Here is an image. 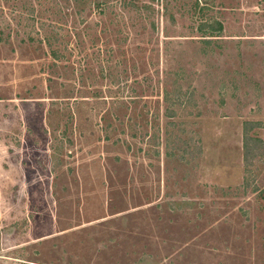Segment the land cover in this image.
I'll use <instances>...</instances> for the list:
<instances>
[{
    "label": "rangeland",
    "instance_id": "374dc122",
    "mask_svg": "<svg viewBox=\"0 0 264 264\" xmlns=\"http://www.w3.org/2000/svg\"><path fill=\"white\" fill-rule=\"evenodd\" d=\"M100 1L0 0V264H264V0Z\"/></svg>",
    "mask_w": 264,
    "mask_h": 264
},
{
    "label": "trees",
    "instance_id": "16d2710c",
    "mask_svg": "<svg viewBox=\"0 0 264 264\" xmlns=\"http://www.w3.org/2000/svg\"><path fill=\"white\" fill-rule=\"evenodd\" d=\"M153 1H157L159 5L158 10H160V13L162 15H169L172 18H173V14L170 11H173L171 10L173 9V6L179 3L184 4V6H187V10L189 11V13H191V17L194 18V20L196 21L197 28L200 31L218 32V31H221L223 28V23L219 18L210 16L208 15V12H206V10H208L213 4V0H189V1H186V0H150L149 2H147L146 0H143L140 3H138V0H103V1H100L101 3L98 6V11L104 14L106 12L105 11L106 8H112L114 7L116 3H119V5H121L125 9L126 8L134 9L135 11H139L141 15L145 14L146 15L145 17H148L149 11L154 9V7L152 6ZM62 3H59L61 5H58L57 8H54V9L48 4L47 6H45L44 11L48 13L56 14L57 17H61L60 15L61 12H64L66 15H70V12L68 11L70 7L67 6L68 7L67 8L64 5H62ZM85 5L86 4L85 2H83V0H75V3L73 4L72 7L75 8L76 13H80L84 9ZM63 7H65L66 10H63ZM131 9H128V10H131ZM31 11L32 12L28 16L33 17V14H32L33 8H31ZM61 24L62 23H59L58 25L61 26ZM39 27L42 28V30H44L45 33H47L45 35L44 40H48L49 43L51 39H55L57 28H59V26H56L52 20L40 21ZM73 29H74L73 30L74 34L77 33V30H75L76 26H73ZM52 54L54 55V57L58 56L55 49L52 50ZM168 115H171V114H168ZM252 123H253L252 121H248V120L244 122L243 124L244 137L246 136L247 130L250 127V124ZM245 146L246 145L244 142V145H243L244 150H245ZM245 159H246V154L244 151V160Z\"/></svg>",
    "mask_w": 264,
    "mask_h": 264
}]
</instances>
